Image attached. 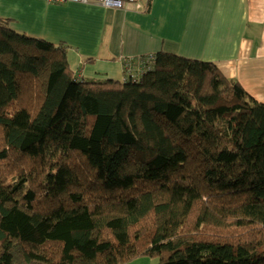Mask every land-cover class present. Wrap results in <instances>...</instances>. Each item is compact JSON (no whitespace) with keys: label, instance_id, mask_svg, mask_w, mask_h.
I'll list each match as a JSON object with an SVG mask.
<instances>
[{"label":"trees","instance_id":"trees-1","mask_svg":"<svg viewBox=\"0 0 264 264\" xmlns=\"http://www.w3.org/2000/svg\"><path fill=\"white\" fill-rule=\"evenodd\" d=\"M0 17V264H264V104L159 53L77 82ZM128 69V68H126Z\"/></svg>","mask_w":264,"mask_h":264},{"label":"crops","instance_id":"crops-1","mask_svg":"<svg viewBox=\"0 0 264 264\" xmlns=\"http://www.w3.org/2000/svg\"><path fill=\"white\" fill-rule=\"evenodd\" d=\"M0 17L62 47L77 82L135 79L141 59L163 53L214 64L264 104V0H139L122 9L0 0Z\"/></svg>","mask_w":264,"mask_h":264},{"label":"built area","instance_id":"built-area-1","mask_svg":"<svg viewBox=\"0 0 264 264\" xmlns=\"http://www.w3.org/2000/svg\"><path fill=\"white\" fill-rule=\"evenodd\" d=\"M48 3H56V4H66V3H72V4H81V5H87V4H97L101 5L105 8H112V9H122L124 4L127 2L131 3H137L139 0H46ZM149 60L152 59V56L148 57ZM146 59H141L140 63L144 71V62ZM141 71V72H143ZM131 80H134L132 76H130Z\"/></svg>","mask_w":264,"mask_h":264},{"label":"rangeland","instance_id":"rangeland-1","mask_svg":"<svg viewBox=\"0 0 264 264\" xmlns=\"http://www.w3.org/2000/svg\"><path fill=\"white\" fill-rule=\"evenodd\" d=\"M126 264H158V258L157 257H147V256H141L139 258H136Z\"/></svg>","mask_w":264,"mask_h":264}]
</instances>
